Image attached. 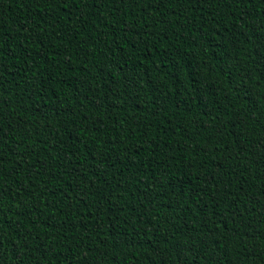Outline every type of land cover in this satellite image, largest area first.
Segmentation results:
<instances>
[{
    "label": "trees",
    "instance_id": "obj_1",
    "mask_svg": "<svg viewBox=\"0 0 264 264\" xmlns=\"http://www.w3.org/2000/svg\"><path fill=\"white\" fill-rule=\"evenodd\" d=\"M0 264H264V0H0Z\"/></svg>",
    "mask_w": 264,
    "mask_h": 264
}]
</instances>
